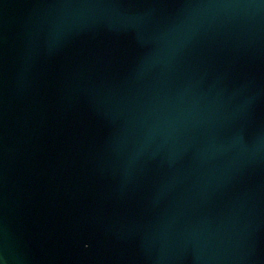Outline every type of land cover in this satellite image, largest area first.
<instances>
[{
    "label": "water",
    "instance_id": "obj_1",
    "mask_svg": "<svg viewBox=\"0 0 264 264\" xmlns=\"http://www.w3.org/2000/svg\"><path fill=\"white\" fill-rule=\"evenodd\" d=\"M0 264H264V0H0Z\"/></svg>",
    "mask_w": 264,
    "mask_h": 264
}]
</instances>
